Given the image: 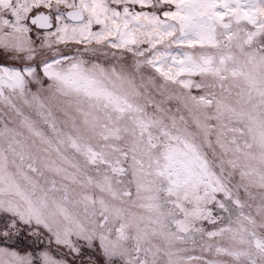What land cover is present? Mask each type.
<instances>
[{
	"label": "snow or ice",
	"instance_id": "1",
	"mask_svg": "<svg viewBox=\"0 0 264 264\" xmlns=\"http://www.w3.org/2000/svg\"><path fill=\"white\" fill-rule=\"evenodd\" d=\"M0 264H264V0H0Z\"/></svg>",
	"mask_w": 264,
	"mask_h": 264
}]
</instances>
